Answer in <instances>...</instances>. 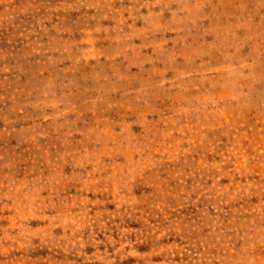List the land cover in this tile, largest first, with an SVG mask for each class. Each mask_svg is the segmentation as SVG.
I'll return each mask as SVG.
<instances>
[{"label":"rangeland","instance_id":"1","mask_svg":"<svg viewBox=\"0 0 264 264\" xmlns=\"http://www.w3.org/2000/svg\"><path fill=\"white\" fill-rule=\"evenodd\" d=\"M0 264H264V0H0Z\"/></svg>","mask_w":264,"mask_h":264}]
</instances>
